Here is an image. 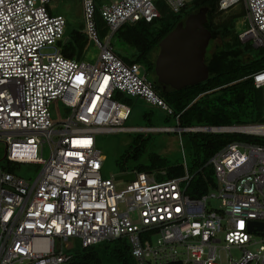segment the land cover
<instances>
[{
    "label": "built area",
    "instance_id": "built-area-1",
    "mask_svg": "<svg viewBox=\"0 0 264 264\" xmlns=\"http://www.w3.org/2000/svg\"><path fill=\"white\" fill-rule=\"evenodd\" d=\"M51 1L0 0V140L8 162L41 166L32 184L0 169V264H67L72 254L62 242L78 240L87 248L119 238L128 239L138 264H264V229L253 224H264V141L219 149L207 163L215 184L198 198L187 194L192 177L186 167L184 176L163 180L135 171L121 190L116 177L129 172L102 176L106 156L95 136L125 130L131 114L116 94L174 112L145 68L124 63L110 42L124 23L158 19V0L99 6L82 0L84 31L98 49L94 63L65 58L56 48L66 21L49 12ZM163 1L178 13L190 0ZM238 4L249 23L240 40L264 47V0H220L219 9ZM97 15L108 29L104 37ZM251 77L264 112V69ZM57 100L71 112L61 125L49 111ZM183 130L264 138V123ZM45 144L48 159L37 156ZM214 198L218 209L209 205Z\"/></svg>",
    "mask_w": 264,
    "mask_h": 264
},
{
    "label": "trees",
    "instance_id": "trees-1",
    "mask_svg": "<svg viewBox=\"0 0 264 264\" xmlns=\"http://www.w3.org/2000/svg\"><path fill=\"white\" fill-rule=\"evenodd\" d=\"M219 1L190 0L180 12L174 13L170 10L171 13L168 17L161 15L151 23L144 21L124 23L110 39L114 53L116 50L117 56L124 63H136L143 65L144 68L154 70L160 41L179 22H184L190 14L196 13L200 8H207L204 27L211 35L209 42H216L212 55L204 59L208 69L207 79L181 90H175L170 86L163 88L156 82V77L152 81L155 92L174 111L172 115L166 114L165 121L173 120L176 122L175 127L177 128L264 123L262 91L255 87L251 77L255 72L264 69V47L254 46L251 40L246 42L240 40L241 32H237L235 28V14L222 16L229 9L220 10ZM157 7L160 11L159 4ZM241 7L243 8V6ZM97 23L99 35L104 37L107 29L104 26L101 27L105 24H102L99 15H97ZM84 33L83 28L79 35L80 43L86 40ZM68 40L65 30L63 38L58 42L64 43L60 49L61 54L65 58L83 60L80 58L82 57L81 53L71 46L72 42L74 44L77 42V39L72 38V42ZM128 49L134 51L133 56L130 54L132 58L122 54L129 52ZM153 112L152 109L143 112L142 116L148 123L143 128H152ZM179 133L186 142L189 151V167L186 164L169 163L167 158L154 150L155 147L150 141L151 133L136 132L130 137L127 146L117 157L118 172H155L158 173V178L163 180L184 176L186 167L188 174L192 177L187 194L190 197L198 198L207 193L215 184L213 168L207 163L219 149L231 142L260 143L255 136L241 133L206 131H182ZM160 171H164L165 174H160ZM69 253L72 254V257L67 264H138L131 255V246L126 238L105 240L87 248H82L79 245L77 249Z\"/></svg>",
    "mask_w": 264,
    "mask_h": 264
},
{
    "label": "rangeland",
    "instance_id": "rangeland-1",
    "mask_svg": "<svg viewBox=\"0 0 264 264\" xmlns=\"http://www.w3.org/2000/svg\"><path fill=\"white\" fill-rule=\"evenodd\" d=\"M69 1V2H68ZM52 0L49 4L50 9L54 13H61L62 10L65 9V13L63 14L67 20L68 23L66 24L65 30H66V36H68L69 40L72 42V38H76L77 42L74 44L72 42V47H74V50H78L85 62L94 63L98 56V49L94 45V43L88 39L86 36V40L83 43H80L81 39H79V35L81 34L83 30V15L82 11L79 7L80 0ZM79 1V2H78ZM116 0H96L97 5H103L108 4L110 2H113ZM190 2V1H189ZM157 4H159L160 7V14L164 17H168L169 13H171L170 8L165 4L163 0L156 1ZM241 4H238L232 8L229 9L224 15H231L235 14V28L237 32H244L248 29L249 23L246 19L244 9L241 7ZM102 22V21H101ZM103 24V23H102ZM107 27L105 25H102L101 27ZM100 27V26H99ZM71 34V37H69ZM108 34V29L107 33ZM248 40H243V42H246ZM219 42V41H218ZM64 43H58L56 45V48L61 49L63 47ZM216 42L211 41L209 42L205 56L204 58H209L213 51L214 46ZM116 49V48H115ZM48 51H53L54 48L47 49ZM129 52H124L122 54H125L129 58H132L134 55V51L131 49H128ZM61 52V51H60ZM115 53L117 55V51L115 50ZM132 56H131V55ZM78 60V58H76ZM143 66V65H142ZM144 67V66H143ZM146 68V67H145ZM148 71L147 73V79L150 81L155 80V72L152 69H145ZM115 98L120 101L121 103H124L128 105L131 108V114L127 121L123 124V127L125 130L117 131V132H110V133H98L95 136L96 139V148L103 152V154L106 156V161L104 163L103 169H102V176L104 178H109L111 176H116L119 174L117 170L116 160L118 155L125 149L127 146L128 141H130V137L133 136L136 132L134 130H128L127 128L131 127H145L148 125L145 118L142 116L143 112L153 110V118L154 121L152 123V128H173L176 127V122L173 120H170L168 122L165 121L166 119V113L162 111L160 108L153 107L150 104L146 103L143 99L139 97H131L126 94H116ZM52 122L56 125H61L64 123L68 117L70 116V109L64 107L62 103L57 100L53 101L49 108ZM147 132V131H142ZM151 133V144L154 145L155 151H157L159 154L164 156L168 159L169 163H181L186 164L187 167L190 166V157H189V151L186 147V142L184 141L183 137H181L180 133L176 130H164V131H148ZM260 142L264 141V138L262 137H255ZM38 157H42L43 159H48L50 156V149L47 144L43 147L42 150H39L37 153ZM41 166L40 165H32V164H20V163H11L6 160V144L4 140H0V169L4 172H10L11 174L15 175L16 177L22 178L30 182L31 184L34 182V179L38 176V173L40 171ZM214 176V174H213ZM215 179V177H214ZM127 183L123 180L115 181L116 190H121L126 187ZM209 205L212 206L213 209H218V207L221 206V201L219 199H211L209 200ZM121 208H124V205H121ZM259 238V237H258ZM156 239L157 236L154 235L152 237V245L156 246ZM80 243L78 240H69L67 242H62L61 246L64 248L65 252H71L74 251L79 247ZM231 252L233 254H238V251L236 249H231Z\"/></svg>",
    "mask_w": 264,
    "mask_h": 264
},
{
    "label": "water",
    "instance_id": "water-1",
    "mask_svg": "<svg viewBox=\"0 0 264 264\" xmlns=\"http://www.w3.org/2000/svg\"><path fill=\"white\" fill-rule=\"evenodd\" d=\"M206 13L207 8H200L196 13L190 14L160 41L154 72L156 82L163 88L170 86L181 90L207 79L208 69L204 56L211 35L204 27ZM151 130L156 128H145V131ZM116 179L132 181L135 173L120 175ZM253 224L260 230L264 229V224Z\"/></svg>",
    "mask_w": 264,
    "mask_h": 264
},
{
    "label": "crops",
    "instance_id": "crops-1",
    "mask_svg": "<svg viewBox=\"0 0 264 264\" xmlns=\"http://www.w3.org/2000/svg\"><path fill=\"white\" fill-rule=\"evenodd\" d=\"M65 1H68V0H65ZM69 2V1H68ZM79 2V1H78ZM79 7H80V10L82 11V0H80V2H79ZM48 10H49V12L52 14V15H61V16H63L64 18H65V21H66V24L68 23V20H67V18L63 15L64 13H65V9H63L62 10V14L61 13H54L51 9H50V7L48 6ZM82 15H83V12H82ZM141 128V127H140ZM129 129H132V130H134V129H139V127L138 128H136V127H131V128H129ZM171 131L172 130H176V131H178L179 132V129L176 127L175 129H173V128H169ZM160 130H162V128H160ZM142 132V131H141Z\"/></svg>",
    "mask_w": 264,
    "mask_h": 264
},
{
    "label": "clouds",
    "instance_id": "clouds-1",
    "mask_svg": "<svg viewBox=\"0 0 264 264\" xmlns=\"http://www.w3.org/2000/svg\"><path fill=\"white\" fill-rule=\"evenodd\" d=\"M154 128H156V127H154ZM195 128H197V127H195ZM127 129H129V128H127ZM164 129H166V128H162V130H160V128H156V130H153V131H164ZM178 129H179V132L185 131V130H183L181 128H178ZM130 130H132V129H130ZM135 130L141 132V131H145V128H139V129H135ZM131 172H135V171H129V173H131Z\"/></svg>",
    "mask_w": 264,
    "mask_h": 264
}]
</instances>
